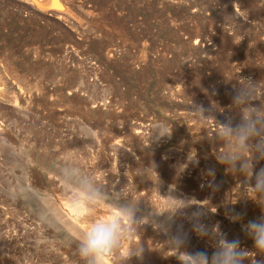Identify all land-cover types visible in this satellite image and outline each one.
<instances>
[{"label": "rangeland", "instance_id": "1", "mask_svg": "<svg viewBox=\"0 0 264 264\" xmlns=\"http://www.w3.org/2000/svg\"><path fill=\"white\" fill-rule=\"evenodd\" d=\"M22 1L0 0V58L25 90L20 109L0 104V123L1 134L28 151L26 178L55 191L53 163L75 154L109 190L138 201L137 215L150 222L134 237L142 257L127 264H178L166 229L151 222L165 219L153 207L163 212L175 203L161 196L170 188L207 205L203 224H218L251 249L241 222L229 217L238 213L247 222L260 208L240 191L243 177L215 159L214 121L191 108L201 105L223 120L213 105L227 113L238 79L264 81V0H61L64 14ZM161 122L170 136L153 130ZM20 179L0 162V264H79L70 240L46 230L23 200L4 194ZM56 198L67 207L58 192ZM110 212L102 206L95 215ZM168 224L170 234H187L189 251L211 255L212 242L198 237L187 218L178 214ZM127 250L126 244L120 255Z\"/></svg>", "mask_w": 264, "mask_h": 264}, {"label": "clouds", "instance_id": "2", "mask_svg": "<svg viewBox=\"0 0 264 264\" xmlns=\"http://www.w3.org/2000/svg\"><path fill=\"white\" fill-rule=\"evenodd\" d=\"M213 109L220 111L224 119L218 120L201 105H192L191 111L205 122L208 119L214 121L215 131L210 138L217 146L213 151L215 159L227 172L243 177L239 183L240 191L260 208L261 215L247 222H243L238 213L229 217L232 222H241V230L252 241V248L242 247L239 238L230 240L218 224L212 227L203 224L200 218L205 213L201 209L207 205L175 196L172 188L167 194L160 195L175 203L163 212L153 207V215L165 219L151 222L154 229H166L170 237L167 241L169 251L175 253L178 264H264V166L257 167L264 161V81L238 79L227 113L216 105ZM153 130L160 138L171 134L169 125L162 122ZM194 155L190 159L194 160ZM5 157L21 179L18 183H10L4 194L13 200H23L46 230L70 240L75 245L74 254L79 264H109L110 261L127 264L132 256L142 257V245L135 242L134 237L150 222L149 217L138 216V201L129 200V195L122 189L119 192L109 190L97 180L93 171L86 170L77 155L65 154L53 163L51 170L57 177L55 191L36 187L26 178L30 158L27 149L0 134V158ZM206 174L214 180V169H208ZM56 192L67 207L57 200ZM249 192L253 195L249 196ZM102 206H107L110 214L95 215V210ZM192 208L196 210L189 214L188 210ZM178 214L192 222V231L198 237L212 242L211 255L202 250L189 251L186 233L170 234L168 222ZM85 221L87 226L81 228L80 224ZM126 244L128 254L124 257L120 250Z\"/></svg>", "mask_w": 264, "mask_h": 264}, {"label": "bare ground", "instance_id": "3", "mask_svg": "<svg viewBox=\"0 0 264 264\" xmlns=\"http://www.w3.org/2000/svg\"><path fill=\"white\" fill-rule=\"evenodd\" d=\"M22 1V0H21ZM25 1V0H24ZM26 1H30L31 2V4H32V7L35 9H37L38 11L40 10L41 12L42 11H48L47 13H49V11L50 10H52V11H59L60 13H63L64 14V12H69V10L67 9V7H65V5H64V1L62 2L61 0H26ZM23 2V1H22ZM25 3H27V2H25ZM30 4V5H31ZM20 5H21V3H20ZM58 12V13H59ZM45 13V12H44ZM43 13V14H44ZM55 14H57V13H55ZM66 14V13H65ZM72 14V13H71ZM62 15V14H61ZM65 16V15H64ZM65 18V17H64ZM59 19V18H58ZM80 24V23H79ZM1 57V56H0ZM1 59V58H0ZM3 59V58H2ZM2 59L0 60V104L1 103H3V102H8V101H12V103L14 104L13 106H15V107H17L18 109H20L19 107H20V102L22 101L21 99H24V96H22V94H23V91H25L24 89H23V91H22V88H21V86H19V84L17 85L16 84V81L14 80V78H13V76H12V71L10 72L8 69V67H6L7 66V64H6V66L4 65V63L2 62ZM7 59V58H6ZM5 59V60H6ZM4 61V60H3ZM7 63H8V61H7ZM10 64V63H9ZM10 67V66H9ZM11 69V68H10ZM13 69H14V67H13ZM16 69V68H15ZM18 72V71H17ZM14 73H16V72H14ZM21 74V73H20ZM16 75V74H15ZM14 75V77H16ZM63 76V75H62ZM31 77H32V75H31ZM30 77V78H31ZM57 77V76H56ZM17 79V78H16ZM59 80V79H58ZM23 79L21 80V82L23 83ZM20 82V81H19ZM18 81H17V83H19ZM24 84V83H23ZM39 84V83H38ZM25 86H26V90H27V86H29L28 84H25ZM63 86V85H62ZM30 88H31V86H30ZM49 88V87H48ZM60 89V88H59ZM28 90H30V89H28ZM41 90V89H40ZM64 92V91H63ZM22 93V94H21ZM26 93H27V91H26ZM43 93V92H42ZM41 93V94H42ZM62 93V92H61ZM31 95H32V93H30ZM51 95V94H50ZM28 96V95H27ZM22 97V98H21ZM55 98V97H54ZM56 99V98H55ZM62 99V98H61ZM31 100L33 101V99H32V97H31ZM31 101V102H32ZM33 103V102H32ZM63 103V102H62ZM21 105H22V102H21ZM33 105V104H32ZM13 106H11V107H13ZM27 106V105H26ZM31 106V105H30ZM6 107V106H5ZM54 108H56V107H54ZM28 109V108H27ZM62 109H63V107H62ZM65 110V109H64ZM19 111V110H18ZM6 112V111H5ZM13 112V111H12ZM25 112V111H24ZM60 112V111H59ZM21 114H23L22 112H20ZM64 113V112H63ZM8 114V113H7ZM19 115V114H18ZM0 116H1V114H0ZM22 116V115H21ZM24 117H26V116H24ZM2 118V117H1ZM4 121H5V119H3ZM9 121V120H8ZM19 121V120H18ZM0 122H2L1 120H0ZM15 122H16V120H15ZM20 122H21V120H20ZM4 124V123H3ZM10 124V123H9ZM8 124V122H7V125H9ZM12 124V123H11ZM10 124V125H11ZM15 126H16V124H15ZM23 127V126H22ZM14 128V127H13ZM17 128V127H16ZM15 128V129H16ZM19 128H20V126H19ZM24 128V127H23ZM34 128V127H33ZM19 130V129H18ZM22 130V129H21ZM1 132H2V129H1V123H0V134H1ZM24 132V131H23ZM32 132V131H31ZM4 133V132H3ZM2 133V134H3ZM18 133H19V131H18ZM33 133V132H32ZM47 133V132H46ZM4 135V134H3ZM6 135V134H5ZM26 135V134H25ZM37 136V135H36ZM62 139V138H61ZM60 139V140H61ZM64 139V138H63ZM63 141V140H62ZM24 142V141H23ZM18 143V142H17ZM63 143V142H62ZM57 145V144H56ZM29 147V146H28ZM65 150V149H64ZM60 153V152H59ZM6 160V157L5 158H0V162L2 161H4V162H6L7 163V161H5ZM5 164V163H4ZM87 222V221H86ZM85 222V223H86Z\"/></svg>", "mask_w": 264, "mask_h": 264}]
</instances>
